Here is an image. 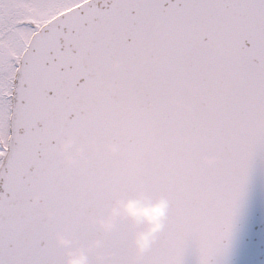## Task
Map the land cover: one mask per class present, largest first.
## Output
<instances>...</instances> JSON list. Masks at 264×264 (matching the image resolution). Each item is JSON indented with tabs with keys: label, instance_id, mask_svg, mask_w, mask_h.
<instances>
[{
	"label": "snow or ice",
	"instance_id": "obj_1",
	"mask_svg": "<svg viewBox=\"0 0 264 264\" xmlns=\"http://www.w3.org/2000/svg\"><path fill=\"white\" fill-rule=\"evenodd\" d=\"M66 135L96 151L66 165ZM258 156L264 0H0V264H63L60 232L103 240L91 264H134L133 227L95 219L140 182L169 209L136 264H185L190 247L217 264Z\"/></svg>",
	"mask_w": 264,
	"mask_h": 264
},
{
	"label": "water",
	"instance_id": "obj_2",
	"mask_svg": "<svg viewBox=\"0 0 264 264\" xmlns=\"http://www.w3.org/2000/svg\"><path fill=\"white\" fill-rule=\"evenodd\" d=\"M112 70L119 69V61H113ZM109 89L112 85H108ZM185 112H190L192 105L185 103L183 100L174 101ZM185 144L195 142V138L191 136H184L181 138ZM66 146V151H61L62 147ZM96 144L94 141H89L86 144H77L71 135H66L59 144L58 151L65 162V156L73 158L74 163L66 165H73L77 161L84 159L88 152L96 151ZM103 150L115 155L120 151V145L111 141L103 144ZM220 161V156L214 153H204L199 157L198 166L201 168L210 169L215 167ZM182 161L177 160L179 164ZM167 201V210L163 221L162 228L156 233L161 232L167 219L169 209V200L167 196L159 193H152L148 190L143 182L136 185L135 191L127 195H120L114 197L109 203L104 214L95 219V224L104 233L112 231L118 221H127L132 227L133 231L130 238V247L133 253L134 264L140 260L143 255L149 251L154 242L144 252H138L133 241L137 231L142 230L143 224H136L123 211L122 204L129 199H142V202L155 203L159 199ZM39 199V197H38ZM113 209L117 210V215L113 217ZM236 224L233 229V236L229 245L228 252L225 256L219 257L217 264H264V157H257L253 162L246 183L243 188L242 197L236 202L235 206ZM55 212L48 210L46 212L47 218L51 219ZM112 217V227L106 228L105 221ZM58 237L67 240V245L58 242ZM56 244L64 250L63 264H68L71 259L69 253H83L87 257V264H91V257L93 253H98V250L103 247V240L97 238L88 241L86 244L77 241L74 236L68 232H60L55 236ZM106 257L97 254L96 260L98 264H103ZM196 253L193 247H190L185 255V264H196Z\"/></svg>",
	"mask_w": 264,
	"mask_h": 264
},
{
	"label": "clouds",
	"instance_id": "obj_3",
	"mask_svg": "<svg viewBox=\"0 0 264 264\" xmlns=\"http://www.w3.org/2000/svg\"><path fill=\"white\" fill-rule=\"evenodd\" d=\"M61 151H66V146H63ZM67 164L74 163L70 156H65ZM37 200L38 197H33ZM124 213L135 221L136 224H143L142 230L136 232L134 237V245L138 252H144L154 242L156 233L162 228L165 213L167 210V201L159 199L155 203L142 202V199H129L122 204ZM117 210L113 209V217L117 215ZM112 217L106 220L105 227H112ZM58 242L67 245L69 242L58 237ZM71 259L68 264H87V257L83 253H69Z\"/></svg>",
	"mask_w": 264,
	"mask_h": 264
},
{
	"label": "rangeland",
	"instance_id": "obj_4",
	"mask_svg": "<svg viewBox=\"0 0 264 264\" xmlns=\"http://www.w3.org/2000/svg\"><path fill=\"white\" fill-rule=\"evenodd\" d=\"M32 10V13H34V14H40L39 12H38V10H36V9H29V11H31Z\"/></svg>",
	"mask_w": 264,
	"mask_h": 264
}]
</instances>
